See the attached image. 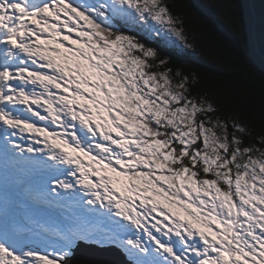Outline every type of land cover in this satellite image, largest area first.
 I'll use <instances>...</instances> for the list:
<instances>
[{
    "label": "snow or ice",
    "instance_id": "obj_1",
    "mask_svg": "<svg viewBox=\"0 0 264 264\" xmlns=\"http://www.w3.org/2000/svg\"><path fill=\"white\" fill-rule=\"evenodd\" d=\"M174 40L166 0H0V264H264V129L170 66Z\"/></svg>",
    "mask_w": 264,
    "mask_h": 264
},
{
    "label": "trees",
    "instance_id": "obj_2",
    "mask_svg": "<svg viewBox=\"0 0 264 264\" xmlns=\"http://www.w3.org/2000/svg\"><path fill=\"white\" fill-rule=\"evenodd\" d=\"M166 2L182 22L188 47L161 43V56L258 134L264 129V0H254L252 8L251 0Z\"/></svg>",
    "mask_w": 264,
    "mask_h": 264
},
{
    "label": "water",
    "instance_id": "obj_3",
    "mask_svg": "<svg viewBox=\"0 0 264 264\" xmlns=\"http://www.w3.org/2000/svg\"><path fill=\"white\" fill-rule=\"evenodd\" d=\"M254 0H251V8ZM253 16L255 15L252 9ZM255 22L253 24L254 40L257 43ZM74 264H127L125 258L117 251L100 250L97 248L80 247L74 258Z\"/></svg>",
    "mask_w": 264,
    "mask_h": 264
},
{
    "label": "rangeland",
    "instance_id": "obj_4",
    "mask_svg": "<svg viewBox=\"0 0 264 264\" xmlns=\"http://www.w3.org/2000/svg\"><path fill=\"white\" fill-rule=\"evenodd\" d=\"M204 1H209V0H204ZM168 43H170V44H174V45H176V46H178L179 45V47L181 46L182 48H187L188 47V43H187V41H186V44L185 43H181L180 41H171V42H168ZM5 175H6V173H5ZM75 263V262H74Z\"/></svg>",
    "mask_w": 264,
    "mask_h": 264
}]
</instances>
